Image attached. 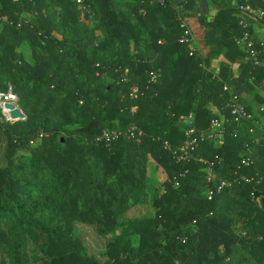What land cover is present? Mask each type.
<instances>
[{
  "label": "trees",
  "instance_id": "trees-1",
  "mask_svg": "<svg viewBox=\"0 0 264 264\" xmlns=\"http://www.w3.org/2000/svg\"><path fill=\"white\" fill-rule=\"evenodd\" d=\"M243 1L219 4L207 26L212 48L203 58L193 39L179 41L180 22L191 14L186 5L0 0V91L8 80L24 114L6 121L0 112V221L5 218L9 231L44 229L48 264H264V210L256 201L264 196V134L248 147L243 126L250 122L243 121L237 137L227 133L219 147L201 141L194 157H180L183 116L193 113V125L207 128L217 116L208 103L223 107L229 98L223 85L234 81L230 61L246 56L235 40L242 35L237 5ZM25 43L32 46L29 55ZM221 52L230 61L221 62L217 76L209 59ZM247 63L237 80L260 85L263 69ZM130 129L138 139L126 137ZM105 130L122 134L97 141ZM198 155L220 157L210 182ZM147 161L162 186L150 191L154 215L120 219ZM222 178L235 180L216 193ZM43 206L51 212L47 221L33 217ZM77 220L98 236L76 235ZM12 235L0 227L1 242ZM85 237L98 244L104 238L101 255L87 252ZM12 250L21 264L17 242Z\"/></svg>",
  "mask_w": 264,
  "mask_h": 264
},
{
  "label": "built area",
  "instance_id": "built-area-1",
  "mask_svg": "<svg viewBox=\"0 0 264 264\" xmlns=\"http://www.w3.org/2000/svg\"><path fill=\"white\" fill-rule=\"evenodd\" d=\"M155 1L162 5L166 0ZM253 2L254 0H244L237 5L239 9L238 25L242 31V35L237 39V42L243 48L246 53V58L251 62L252 66L256 67L260 64L262 57L264 56V34L262 36L254 37L251 30L254 24L264 27V5L260 6ZM262 2L264 3V0H262ZM179 9H183V5H179ZM180 27L182 28V35L180 36L179 41L186 42L192 40V30L184 19L180 22ZM190 54H192V51ZM150 75L152 79L156 77L154 72H150ZM251 79H254V76H251ZM260 87L264 90V79L260 81ZM223 89L228 92L229 98L222 107V111L218 113L216 117L210 119L207 128L201 130L197 129L193 125L192 120H187L184 123V141L180 148L182 151L180 157H194L193 151L201 141L208 140L214 143V141L219 138L223 140L227 133L233 137H237L240 134V126L243 121L250 122V132H253L257 126L264 131V101L257 106L255 114H252L248 111L247 106L239 100L238 95L231 89L229 84L224 83ZM132 90L135 92L136 87ZM7 103H14V108H19L21 110L18 95L13 91L12 86L6 91H0V112L4 120L14 121L15 119L10 115L11 108L5 106ZM226 109L230 112V117L226 116ZM227 123H232L233 125V128L229 132L226 128ZM121 134L122 132L119 130H105L96 137V140L109 141L118 138ZM125 135L127 138L138 139L134 129H130ZM196 159L205 163V180L210 182L213 178L215 167L219 163L220 157L215 155L212 159H205L198 155ZM242 162L248 164L249 160L245 159ZM243 179L244 181H250L248 177H243ZM234 180L235 179L229 178L220 179L216 188V193H220L226 187L231 186ZM175 184L178 185V180H176ZM211 195L212 191L208 188L207 197H210Z\"/></svg>",
  "mask_w": 264,
  "mask_h": 264
},
{
  "label": "crops",
  "instance_id": "crops-1",
  "mask_svg": "<svg viewBox=\"0 0 264 264\" xmlns=\"http://www.w3.org/2000/svg\"><path fill=\"white\" fill-rule=\"evenodd\" d=\"M169 4L176 6V5H186L188 7V11H190V15L187 16L186 20L188 25L190 26L192 33H193V45L195 46L196 50L199 51V54L205 58V56L209 55V51H211V45L208 42V33H207V26L208 23L213 21L212 19L217 15L218 11L222 8L219 4L234 6L238 0H167ZM236 16V15H235ZM224 24V23H223ZM221 25L223 27L224 25ZM251 32L253 33L254 37L262 36L264 34V27L254 24L252 26ZM238 37L235 39L237 41ZM238 43V42H237ZM212 44H215L213 41ZM218 44L216 42V47L218 48ZM222 44V43H221ZM239 44V43H238ZM238 47V46H237ZM222 49H226V46L222 44ZM228 58V59H227ZM230 61L229 57L222 54V52L214 57L209 59V66L208 70L212 71L214 75L218 76V69L221 66L222 61ZM248 59L246 56L239 55L235 61H230L232 72L234 74V81L232 85H229L235 93L241 96L242 101L250 107V112L255 114V110L257 106L262 103L264 90L258 83H251L248 82V85L245 86L243 82H239L238 79V70L240 65H248ZM259 67H261L264 71V57L261 60ZM241 72L242 69L240 68ZM261 101V102H260ZM211 111L216 115L222 111V107L218 106L215 103L209 102L207 105ZM194 114L189 113L187 116H183V125L187 120H193ZM182 119V118H181ZM245 123V122H244ZM251 126V124H250ZM250 126H243V133L244 131L248 130L250 133V139L245 141L246 145L248 146L249 141H257L260 139V135L264 134V131L260 127H255L253 132L249 131ZM240 132L242 133V127L240 128ZM259 135V136H258ZM249 137V136H248ZM246 140V139H244ZM223 143L222 139H217L214 141V146L219 147ZM249 147V146H248ZM4 160L3 155V135L0 132V162ZM153 187H158L159 191H162V186L159 185V181L157 179V172H156V165L151 162L147 161L145 164V173L144 176L140 179L136 180V189L137 192L135 194H130L126 203L130 206L128 208L120 207L119 211V218L125 219L129 217H151L154 215L155 209L152 206V191ZM206 190V196L208 188H205L203 191ZM261 196L257 197V201ZM146 203H150V211L149 213L145 214L142 213ZM132 211L129 215L128 212ZM94 229L93 226H91ZM94 235L98 236L94 230ZM104 243V238L101 237ZM94 244L97 245V249L100 247L96 241Z\"/></svg>",
  "mask_w": 264,
  "mask_h": 264
},
{
  "label": "rangeland",
  "instance_id": "rangeland-1",
  "mask_svg": "<svg viewBox=\"0 0 264 264\" xmlns=\"http://www.w3.org/2000/svg\"><path fill=\"white\" fill-rule=\"evenodd\" d=\"M81 1V0H78ZM51 10H54L57 12L58 7L57 6H51ZM58 27L55 29L57 30ZM60 31H64L65 35L70 34L68 30L65 28H61ZM68 31V32H67ZM63 32V33H64ZM62 33V32H61ZM32 49L31 44H24V53L27 55L30 54ZM5 82L8 84V88L11 86L8 80H5ZM135 87V86H134ZM133 87V88H134ZM132 88V89H133ZM134 93V92H133ZM23 119V118H22ZM60 137V135H59ZM46 173V172H45ZM206 196V190L205 192H202ZM260 198H264V196H261ZM257 201L258 205L260 206V199ZM144 209L141 210L142 213H149L150 211V203H146V205L143 207ZM2 211H0L1 213ZM131 210L129 215L131 214ZM33 217L40 218L43 221H47L49 217H51V212L49 211L48 206H43L42 210H38L33 214ZM0 227H2L5 231V233H12L14 235L9 237V241L4 243L1 242L0 240V262H3L5 264H15L14 257H13V250H12V243L17 242L19 244V258L21 261V264H48L47 263V255L45 253V246L47 243V233L44 229L40 228L37 225H32L30 226V229L28 231H15V232H10L8 227H7V222L5 218H2L0 221ZM87 231L88 233L94 232V229H92L89 224L83 223L80 220H77V230H76V235H83ZM86 242H87V252L96 254L94 256H99L101 255V252L104 249L103 246V240L99 242L100 247L97 249V245L94 244V241L92 240V237H85ZM92 258V255H90ZM99 257L98 259H100ZM99 263V262H96Z\"/></svg>",
  "mask_w": 264,
  "mask_h": 264
},
{
  "label": "water",
  "instance_id": "water-1",
  "mask_svg": "<svg viewBox=\"0 0 264 264\" xmlns=\"http://www.w3.org/2000/svg\"><path fill=\"white\" fill-rule=\"evenodd\" d=\"M10 115L14 119H22V118H24V114L19 108H11ZM260 199H261L259 201L260 202V207L264 210V198H260Z\"/></svg>",
  "mask_w": 264,
  "mask_h": 264
},
{
  "label": "bare ground",
  "instance_id": "bare-ground-1",
  "mask_svg": "<svg viewBox=\"0 0 264 264\" xmlns=\"http://www.w3.org/2000/svg\"><path fill=\"white\" fill-rule=\"evenodd\" d=\"M5 106L9 107V108H14L15 104L14 103H7V104H5Z\"/></svg>",
  "mask_w": 264,
  "mask_h": 264
}]
</instances>
